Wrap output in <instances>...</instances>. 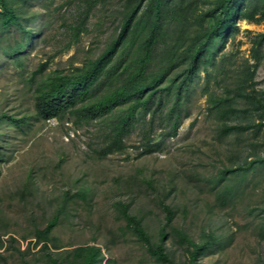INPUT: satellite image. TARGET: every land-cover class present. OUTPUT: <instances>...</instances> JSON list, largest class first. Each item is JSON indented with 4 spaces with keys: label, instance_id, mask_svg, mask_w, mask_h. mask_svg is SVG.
I'll return each mask as SVG.
<instances>
[{
    "label": "rangeland",
    "instance_id": "374dc122",
    "mask_svg": "<svg viewBox=\"0 0 264 264\" xmlns=\"http://www.w3.org/2000/svg\"><path fill=\"white\" fill-rule=\"evenodd\" d=\"M83 1H26L23 9L31 21L23 24L33 34L18 56L22 67L0 54V116L26 120L20 128L0 124V264H83L78 251L87 247L100 250V264H264V0H254L252 20L230 17L210 46L209 93L231 100L224 123L207 113L201 71L185 101L186 117L160 151L140 156L135 129L124 152L104 159L93 153L102 146L101 124L36 121L28 81L49 58L36 80L81 65L116 31L126 0H104L90 10L85 31L73 43L69 26ZM217 1L197 0L196 13H210ZM25 39H19L21 45ZM224 170L236 173H225L223 184L249 172L236 195L220 205ZM82 190L86 200L70 204L47 247L36 244L34 231L49 223L63 193ZM119 204L128 205L153 245L161 243L164 207L171 208L174 220L162 242L168 261L151 253L121 216ZM181 233L195 243L210 234L219 245L193 260Z\"/></svg>",
    "mask_w": 264,
    "mask_h": 264
},
{
    "label": "trees",
    "instance_id": "16d2710c",
    "mask_svg": "<svg viewBox=\"0 0 264 264\" xmlns=\"http://www.w3.org/2000/svg\"><path fill=\"white\" fill-rule=\"evenodd\" d=\"M26 1L37 0H0V54L12 57L17 67L23 65L18 56L33 34L23 24L24 21L28 24L31 21L23 9ZM103 1H83L84 9L69 26L73 43L85 31L90 10ZM196 2L126 0L116 31L96 56L81 65H71L68 71L56 69L38 81L36 79L44 75L50 58L41 63L28 79L36 121L71 120L76 127L99 122L103 142L93 151L99 159L124 152L127 138L137 129L141 149L139 155H149L160 151L167 139L176 136L186 117L184 105L191 85L203 71L207 113L224 123L232 112L231 100L209 93L207 64L214 62L210 46L224 32L230 17L235 15L239 19L252 20L257 11L254 0H218L214 10L201 16L194 8ZM234 5L236 11H233ZM41 8H44L43 4ZM20 36L27 38L25 46L21 45ZM260 37L264 39V34ZM2 121L20 128L26 120L25 117L16 119L3 115L0 116V124ZM248 172H242L228 184L222 183L225 173L235 175L236 170L222 172L218 182L221 189L216 198L220 205H225L236 195ZM19 197L24 198L23 192ZM86 197L84 190L74 194L65 191L62 203L49 223L43 229L34 231L35 243L46 248L53 228L68 212L70 204L77 200L85 201ZM118 207L121 216L132 225L135 234L147 244L151 253L168 261L162 242L166 236L165 227H171L174 220L171 208L164 207L166 222L160 231L161 243L153 245L141 221L129 214L128 205L119 204ZM181 239L192 248L193 260L219 245L218 239L210 234L203 235L199 243L185 233H181ZM78 252L83 254V264L101 262L97 247L81 248Z\"/></svg>",
    "mask_w": 264,
    "mask_h": 264
},
{
    "label": "clouds",
    "instance_id": "9594fccd",
    "mask_svg": "<svg viewBox=\"0 0 264 264\" xmlns=\"http://www.w3.org/2000/svg\"><path fill=\"white\" fill-rule=\"evenodd\" d=\"M52 120H54V119H52ZM52 120H49V121H47V122L50 123V122H52Z\"/></svg>",
    "mask_w": 264,
    "mask_h": 264
}]
</instances>
